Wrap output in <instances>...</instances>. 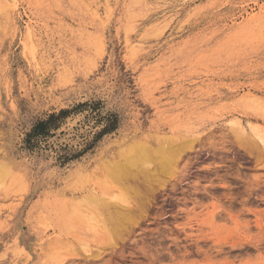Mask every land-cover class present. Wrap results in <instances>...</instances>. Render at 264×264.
I'll return each instance as SVG.
<instances>
[{
  "label": "rangeland",
  "instance_id": "obj_1",
  "mask_svg": "<svg viewBox=\"0 0 264 264\" xmlns=\"http://www.w3.org/2000/svg\"><path fill=\"white\" fill-rule=\"evenodd\" d=\"M14 4L0 15V264H264V157L231 132L264 131V0ZM147 132L197 141L164 185L128 181L136 220L110 244L83 195L115 190L96 163Z\"/></svg>",
  "mask_w": 264,
  "mask_h": 264
},
{
  "label": "bare ground",
  "instance_id": "obj_2",
  "mask_svg": "<svg viewBox=\"0 0 264 264\" xmlns=\"http://www.w3.org/2000/svg\"><path fill=\"white\" fill-rule=\"evenodd\" d=\"M136 3L137 2H133L132 4ZM5 5L15 7L14 0H0V15L3 13ZM231 130L236 141L241 144L244 143L243 145H249L250 149L252 148L257 152L258 157H260L259 159L264 157V131L251 128L248 132L244 126L236 121L232 124ZM125 135L126 140H123L118 145L116 144L117 147H114L115 150L112 155H104L96 163V167L103 174V178L107 179V181L113 182L116 189L107 191L105 187L108 183L106 186L102 184L105 188V191L102 192L103 197L98 195V197L95 195H88L89 197H85V195H83L84 199L82 200V203H91L90 205L93 204L105 214V216H102L104 217V219L102 218V228L104 226L103 229L109 238L108 242L110 244H113L115 242L114 239L118 238L120 233L128 226L135 223L136 220V211L133 212L134 209H132L130 205L128 193L137 196L139 194L137 192V188L139 186L136 188V184L131 185L128 181L132 180L136 182L137 179H140L143 184L149 188L164 185L175 175L182 153L186 150L192 149L195 141H197L196 138H187L175 132L169 135L156 132H147V134L142 136H137L133 133H127ZM9 177H11L10 167L3 161H0V185L3 184ZM83 178L86 179L85 177ZM76 179L77 178L75 177V181ZM112 187L113 186H111V188ZM96 192L97 191H95V193ZM130 199L132 200V198ZM93 213H95V211Z\"/></svg>",
  "mask_w": 264,
  "mask_h": 264
},
{
  "label": "trees",
  "instance_id": "obj_3",
  "mask_svg": "<svg viewBox=\"0 0 264 264\" xmlns=\"http://www.w3.org/2000/svg\"><path fill=\"white\" fill-rule=\"evenodd\" d=\"M53 116H50V118H52ZM49 118V119H50ZM43 124H45V122H39L37 125H36V127H40V126H42Z\"/></svg>",
  "mask_w": 264,
  "mask_h": 264
}]
</instances>
